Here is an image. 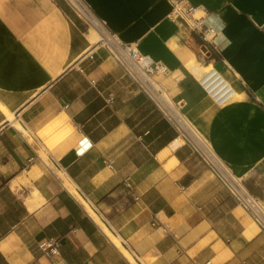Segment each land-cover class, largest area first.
<instances>
[{"label": "crops", "instance_id": "1", "mask_svg": "<svg viewBox=\"0 0 264 264\" xmlns=\"http://www.w3.org/2000/svg\"><path fill=\"white\" fill-rule=\"evenodd\" d=\"M82 1L264 204V0H184L216 47L175 0ZM88 31L67 0H0V264H264L258 224Z\"/></svg>", "mask_w": 264, "mask_h": 264}, {"label": "built area", "instance_id": "2", "mask_svg": "<svg viewBox=\"0 0 264 264\" xmlns=\"http://www.w3.org/2000/svg\"><path fill=\"white\" fill-rule=\"evenodd\" d=\"M70 6L81 17L85 18L91 25L97 26L103 33L100 44L103 45L123 67L124 72L139 87V89L153 101L155 106L171 122L178 131L183 142L188 144L198 159L210 169L214 176L227 189L236 202L249 214L258 224L260 230L264 232V204L247 187L243 177L234 172L232 167L224 161L213 149L208 139L199 131L189 117L181 110L179 101L173 100L168 94L165 85L155 78V74L165 69L158 63L153 62L149 55L141 52L135 42L122 40L117 34L99 25L90 17V12L82 0H67ZM196 7L184 0L174 1V15L185 20L194 30L201 35L202 39L213 47L219 41V28L216 25L208 24L204 17L194 16ZM102 93V92H101ZM105 99L111 103L114 94L109 92ZM91 143L85 138L82 139L76 152L82 154L91 147ZM43 250L54 251L57 249V241L49 239L39 244ZM209 264V262L205 263Z\"/></svg>", "mask_w": 264, "mask_h": 264}, {"label": "bare ground", "instance_id": "3", "mask_svg": "<svg viewBox=\"0 0 264 264\" xmlns=\"http://www.w3.org/2000/svg\"><path fill=\"white\" fill-rule=\"evenodd\" d=\"M76 4L78 3L77 2V0H73ZM200 9H198V11L197 12H200L199 11ZM196 15H197V13H196ZM208 17V16H207ZM209 18V17H208ZM213 20H215V19H213ZM215 23H216V20H215ZM102 35H103V33H102V31L98 28V27H93L92 29H89V31H88V33H87V36H88V38H89V40H90V42H92V43H97V42H99L100 40H101V38H102ZM196 73H197V75H200L201 73H200V68L196 71ZM239 96V92H235L234 93V95L232 96L233 98L234 97H238ZM5 112H6V117L9 119V120H11V121H13V115L10 113V112H8L7 110H5ZM15 122V121H14ZM12 123V122H11ZM18 126H19V124L18 123H16ZM72 190H73V188H71ZM74 191V190H73ZM91 212V214H93V216L97 219V221H99L100 222V219L97 217V215L93 212V211H90ZM103 225V224H102ZM104 226V225H103ZM104 228L107 230V232H109L108 231V229L104 226ZM111 234V233H110ZM114 240H116V239H114ZM128 252V251H127ZM128 256H129V258H130V260L131 261H133L134 259H133V257L130 255V253L128 252Z\"/></svg>", "mask_w": 264, "mask_h": 264}, {"label": "rangeland", "instance_id": "4", "mask_svg": "<svg viewBox=\"0 0 264 264\" xmlns=\"http://www.w3.org/2000/svg\"><path fill=\"white\" fill-rule=\"evenodd\" d=\"M201 13H202L201 11L197 12V16L200 15ZM89 16L91 17V14ZM83 19L85 20V18H83ZM93 27H94L93 25H91L87 21H85V29H92ZM98 43L100 44V41ZM115 241L118 243L117 240H115ZM123 251H125V253H127L126 250L123 249Z\"/></svg>", "mask_w": 264, "mask_h": 264}, {"label": "trees", "instance_id": "5", "mask_svg": "<svg viewBox=\"0 0 264 264\" xmlns=\"http://www.w3.org/2000/svg\"><path fill=\"white\" fill-rule=\"evenodd\" d=\"M197 39H198V38H197ZM199 39H200V38H199ZM200 40H201V39H200ZM201 42L204 43L205 48L208 50L207 44H206L203 40H201ZM208 57H213V55H212V54H209Z\"/></svg>", "mask_w": 264, "mask_h": 264}]
</instances>
